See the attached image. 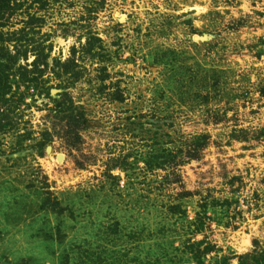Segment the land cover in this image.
Listing matches in <instances>:
<instances>
[{"label": "rangeland", "instance_id": "rangeland-1", "mask_svg": "<svg viewBox=\"0 0 264 264\" xmlns=\"http://www.w3.org/2000/svg\"><path fill=\"white\" fill-rule=\"evenodd\" d=\"M0 264H264V0H0Z\"/></svg>", "mask_w": 264, "mask_h": 264}]
</instances>
